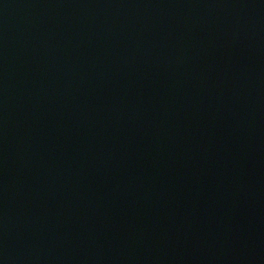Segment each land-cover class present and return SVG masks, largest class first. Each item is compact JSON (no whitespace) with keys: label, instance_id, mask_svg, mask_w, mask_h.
Listing matches in <instances>:
<instances>
[{"label":"water","instance_id":"1","mask_svg":"<svg viewBox=\"0 0 264 264\" xmlns=\"http://www.w3.org/2000/svg\"><path fill=\"white\" fill-rule=\"evenodd\" d=\"M0 264H264V0H0Z\"/></svg>","mask_w":264,"mask_h":264}]
</instances>
